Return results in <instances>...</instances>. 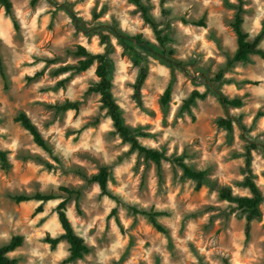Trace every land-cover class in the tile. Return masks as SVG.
Listing matches in <instances>:
<instances>
[{
  "label": "clouds",
  "instance_id": "9594fccd",
  "mask_svg": "<svg viewBox=\"0 0 264 264\" xmlns=\"http://www.w3.org/2000/svg\"><path fill=\"white\" fill-rule=\"evenodd\" d=\"M0 264H264V0H0Z\"/></svg>",
  "mask_w": 264,
  "mask_h": 264
}]
</instances>
